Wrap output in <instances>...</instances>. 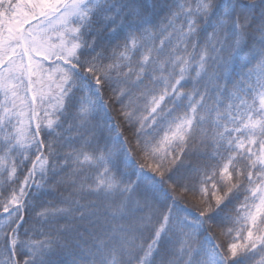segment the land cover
Wrapping results in <instances>:
<instances>
[{"label": "snow or ice", "instance_id": "obj_1", "mask_svg": "<svg viewBox=\"0 0 264 264\" xmlns=\"http://www.w3.org/2000/svg\"><path fill=\"white\" fill-rule=\"evenodd\" d=\"M0 264H264V0H0Z\"/></svg>", "mask_w": 264, "mask_h": 264}, {"label": "trees", "instance_id": "obj_2", "mask_svg": "<svg viewBox=\"0 0 264 264\" xmlns=\"http://www.w3.org/2000/svg\"><path fill=\"white\" fill-rule=\"evenodd\" d=\"M21 179H22V176H21ZM186 199L189 200L190 202H194V201H192V198L190 195L187 196ZM213 232L215 235H218L219 229H214Z\"/></svg>", "mask_w": 264, "mask_h": 264}]
</instances>
